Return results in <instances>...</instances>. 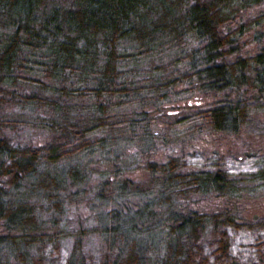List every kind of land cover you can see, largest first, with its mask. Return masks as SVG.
<instances>
[{
	"label": "trees",
	"instance_id": "1",
	"mask_svg": "<svg viewBox=\"0 0 264 264\" xmlns=\"http://www.w3.org/2000/svg\"><path fill=\"white\" fill-rule=\"evenodd\" d=\"M261 1L0 0V264H264L262 227L186 205L238 190L231 177L242 167L182 160L171 147L189 118L234 134L249 112H264V50L233 56L237 36L258 23L239 15ZM183 83L206 102L187 117L162 107L152 119L165 134L135 135L156 108L136 118L132 105ZM26 129L42 142L18 140ZM150 141L170 149L166 160L152 158ZM131 146L139 155L122 152ZM95 153L110 170L81 194L91 179L77 159ZM136 163L144 180L128 176ZM255 168L254 178L264 171ZM84 204L87 222L70 226L69 209Z\"/></svg>",
	"mask_w": 264,
	"mask_h": 264
},
{
	"label": "rangeland",
	"instance_id": "2",
	"mask_svg": "<svg viewBox=\"0 0 264 264\" xmlns=\"http://www.w3.org/2000/svg\"><path fill=\"white\" fill-rule=\"evenodd\" d=\"M248 14L239 15L240 24L245 22V20L254 19L255 23L251 30H246L243 34L237 36L235 43V49L237 53L235 55L245 56V55H254L256 52L264 50V0L257 5H250ZM242 46V47H241ZM127 50H130V47H126ZM165 58V56H163ZM243 88H240V93L242 98ZM173 95L170 98H165L163 101L152 102L148 101V104H140L135 102L134 105L130 108L132 114L138 118L140 111L143 108H156L154 113H149L150 119H147L144 123L148 124L146 128L139 129L134 131L135 135H143V133H148V135H153L158 131L164 133V124L161 123L160 117L152 119L156 116L161 110L162 107H166L164 110L167 114H181L182 117H187L191 115V109H188L192 105H203L206 102V98L197 90H192L188 85L177 86L173 89ZM232 97V95L230 96ZM153 105V106H152ZM258 105L257 104H254ZM161 108V109H160ZM255 109L249 112L247 124H244L239 132L231 134L226 132H207V130H200L197 126L190 127V122L192 120L187 119L183 122L180 127L177 129L178 144H172V150L175 154H181L182 160H185L188 155L195 154L199 155L203 159H210L212 161L219 160L222 162L223 166H230L231 164H239L242 167L241 175L236 177H231L232 180L236 181L239 187L233 193H226L224 195H216V193L208 191L205 194H196L191 195L189 198L190 201L186 202L187 207L190 206L194 211L200 213H222L226 210L231 215L235 216L238 222L242 224H248L251 227L252 231H255L258 226L262 227V233H264V171H261L256 177L249 174V172H256L255 167L262 166L264 168V112L262 108ZM146 110V109H145ZM148 116V115H147ZM150 122V123H149ZM41 134L33 132L30 129L20 131L16 135L18 140H23L25 143H36L40 144ZM154 136V135H153ZM139 142V140H136ZM158 141H150L151 144V154L153 159L166 160V156L169 155L170 149L167 147H159L156 144ZM135 144V143H134ZM142 148L147 149V143L142 142ZM139 147V145H138ZM137 146H131L122 150V152H127L136 155H139L137 151ZM137 151V152H136ZM118 152V154H123ZM146 154V153H145ZM255 155H259V158L252 159ZM251 156V159L246 161V159ZM84 157L77 159L80 163H85L89 172V178L91 181L84 186L82 185L79 188L80 193L83 194L85 188L93 187L98 182V175L104 170H110V166L103 165L99 160V154L95 153L92 157ZM134 160H139L135 159ZM242 160V162H241ZM248 163V164H247ZM139 163H136L131 166L132 173H129L128 176L136 181H141L146 178L145 171L142 170V167ZM135 166H138L135 168ZM240 168V167H239ZM239 168H237L239 170ZM191 170V169H186ZM193 170H199L197 166L194 165ZM91 172V173H90ZM253 178V179H252ZM242 189V190H241ZM94 206V205H93ZM93 207H87L85 204L79 207H71L68 212L67 220L70 226L76 224L73 222L75 220H84L87 222L88 217L91 215L90 210ZM83 221V222H84ZM87 228V226H84ZM4 233V229L0 226V234ZM251 232H248L250 235ZM254 233V232H253ZM66 248L69 247V244H65ZM1 254H7L6 251L1 252Z\"/></svg>",
	"mask_w": 264,
	"mask_h": 264
}]
</instances>
